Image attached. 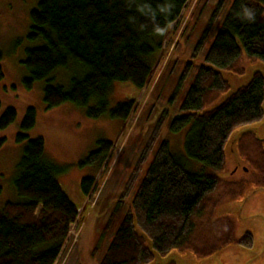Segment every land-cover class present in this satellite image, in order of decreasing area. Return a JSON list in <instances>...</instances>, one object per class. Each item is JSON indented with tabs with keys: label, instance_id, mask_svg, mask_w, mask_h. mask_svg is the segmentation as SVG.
Here are the masks:
<instances>
[{
	"label": "trees",
	"instance_id": "1",
	"mask_svg": "<svg viewBox=\"0 0 264 264\" xmlns=\"http://www.w3.org/2000/svg\"><path fill=\"white\" fill-rule=\"evenodd\" d=\"M189 1L40 0L30 12L29 37L41 40L42 44L27 50L24 65L29 77L24 79L25 86L31 89L34 82H45L43 99L47 109L70 102L84 107L88 117L99 118L109 112L110 118L125 123L136 100L120 102L109 110V96L115 84L128 82L139 91L144 89L152 78L168 28L180 19ZM225 1L221 0L219 6ZM245 8L254 13V20L244 16ZM157 28L164 31L158 33ZM245 58L264 63V0L232 2L204 63L218 70L243 74ZM60 69L74 71L68 87L54 83ZM189 71L187 67L179 88ZM228 90L220 74L203 66L198 69L180 106L181 114L170 125L174 133L189 127L185 154L173 152L167 141L160 143L101 264L153 262L154 257L146 240L136 232L137 227L161 257L173 250L200 253L192 242L194 219L210 205L215 206L210 196L222 182L219 174L225 169V146L237 128L263 117L264 79L260 74L221 105L203 112L211 101ZM177 95L178 92L172 100ZM93 100L97 105L90 107ZM16 116L14 108H7L0 117V129L11 125ZM35 124L36 110L29 108L21 125L22 133L17 135V141L25 145L13 181L22 200L0 206V264H55L68 239L70 226L80 215V208L58 182L62 169L45 155L44 139H28L24 134ZM159 132L160 125L153 131L123 199L151 156ZM112 147L110 141H99L97 148L79 165L100 168ZM194 162L201 165L197 171L190 169L198 168ZM95 179V176L83 178L81 190L86 197ZM121 204L122 200L105 230L119 217ZM238 239L244 247L250 248L253 243L249 233Z\"/></svg>",
	"mask_w": 264,
	"mask_h": 264
},
{
	"label": "rangeland",
	"instance_id": "2",
	"mask_svg": "<svg viewBox=\"0 0 264 264\" xmlns=\"http://www.w3.org/2000/svg\"><path fill=\"white\" fill-rule=\"evenodd\" d=\"M39 1L0 0V67L3 74L0 117L10 107L17 112L15 121L0 129V206L22 200L13 185L25 145L17 141V135L22 133L27 110L34 108L36 124L24 134L28 139H44L46 157L62 169L57 176L61 188L80 208L79 218L70 226L68 239L55 264H101L160 143L167 141L173 152L185 154L189 127L174 133L170 125L180 116L186 93L234 0H226L221 6V0H190L180 19L168 28L152 78L144 89L139 91L128 82L115 84L109 96V110L120 102L136 100L125 123L110 118L109 112L99 118L88 117L84 107L70 102L47 109L43 99L45 82L36 81L31 89L25 86L24 79L29 77L24 65L27 50L42 44L41 40L29 37L30 12L37 8ZM263 64L245 58L243 74L222 72L230 85L229 91L232 93L249 82L253 73L246 71L247 68H259L264 77ZM187 67L190 71L179 88ZM73 72L58 70L54 83L68 87ZM176 92L178 95L172 100ZM223 96H217L206 109L213 108ZM96 105L94 100L89 104L90 107ZM158 125L160 132L151 156L123 199V192ZM249 131L264 139V102L260 121L239 127L232 133L225 146V169L219 174L221 185L210 196L215 206L210 205L194 219L192 242L200 253L173 250L166 256H156L153 264L168 261L175 264H264V218L257 216L264 215L259 213L260 210L264 212V165L259 169L257 164L261 159L256 149H246L250 154L244 155L237 142L238 136ZM246 139V144H250V138ZM99 141L113 143L103 165L98 169L93 165L81 167L79 163L97 148ZM194 163L198 168L190 169L199 170L201 165ZM87 176H95L96 182L86 197L81 182ZM253 191L251 198L246 199ZM121 200L120 215L107 231L106 226ZM247 231L254 235L251 248L236 243Z\"/></svg>",
	"mask_w": 264,
	"mask_h": 264
},
{
	"label": "water",
	"instance_id": "3",
	"mask_svg": "<svg viewBox=\"0 0 264 264\" xmlns=\"http://www.w3.org/2000/svg\"><path fill=\"white\" fill-rule=\"evenodd\" d=\"M264 65V64H263ZM205 67V68H207V69H212L214 72H216V73H218V74H220L221 75V77H222V79L228 84V86H229V88H230V85H229V83H228V81L224 78V76H223V74H222V72H224V71H222V70H218V69H215L214 67H212V66H209V65H207V64H202L201 65V67ZM247 68V67H246ZM246 71H251L253 74H252V77H251V79L249 80V82L247 83V84H245L244 86H241L240 88H238L237 90H235L234 92H232L231 93V91H229L228 90V93L226 92V93H224L223 95H227L226 97L225 96H223L221 99V101L218 103V104H216L215 106H213V108H211V109H205L203 112L205 113V112H210V111H212L214 108H216V107H218L219 105H221L223 102H225L232 94H235L239 89H241V88H244V87H247L248 86V84L252 81V79L254 78V76L256 75V74H260L262 77H263V74L259 71V68H251L250 70H248V68H247V70ZM245 72V71H244ZM152 74H153V72H152ZM152 74H151V76H152ZM235 74V73H234ZM263 79H264V77H263ZM225 97V98H224ZM262 110H263V106H262ZM247 133H253V132H244L242 135H240V136H238V138H237V142H238V140L244 135V134H247ZM231 138V137H230ZM257 138L260 140V141H264V139H262V138H260L259 136H257ZM229 141H230V139H229ZM253 193H254V191L252 192V193H248L246 196V199L248 198H251V196L253 195ZM246 202V201H245ZM231 210H234V209H231ZM259 213H264L262 210H260V212ZM257 216H259V217H262V218H264V215H260V214H257ZM137 227V226H136ZM136 232L140 235V236H142L145 240H146V242H147V248H148V250L150 251V253L152 254V256L154 257V259L156 258V256H158V257H160V255L157 253V252H155L154 250H153V245H152V242L147 238V236L137 227V229H136ZM245 233H249V234H251L252 235V237H254V235H253V233L252 232H249V231H247V232H245ZM250 252H253V251H250ZM171 262H173V261H168V262H165L164 264H170ZM154 262H152L151 264H153ZM158 264V263H157Z\"/></svg>",
	"mask_w": 264,
	"mask_h": 264
},
{
	"label": "flooded vegetation",
	"instance_id": "4",
	"mask_svg": "<svg viewBox=\"0 0 264 264\" xmlns=\"http://www.w3.org/2000/svg\"><path fill=\"white\" fill-rule=\"evenodd\" d=\"M246 138H250L249 139L251 141L250 144H246V142H247V139ZM241 139L239 141V146H241L240 147V151L242 150L241 151L242 154H244V155H248V153L250 154V152H248L246 149H252L253 148V149H256L257 150L258 156L261 159V162H258V164H257L259 166V169H260V167H262L264 165V141H260L257 138V136L255 134H252V133L251 134L244 135L243 136V142H241ZM241 237H242V234H241L240 238ZM253 241H254V237H253ZM236 243L239 244V245H241L240 242H239V239L236 240ZM252 246H253V243H252L251 247Z\"/></svg>",
	"mask_w": 264,
	"mask_h": 264
},
{
	"label": "clouds",
	"instance_id": "5",
	"mask_svg": "<svg viewBox=\"0 0 264 264\" xmlns=\"http://www.w3.org/2000/svg\"><path fill=\"white\" fill-rule=\"evenodd\" d=\"M244 16H245L249 21H252V20H254V18H255L254 13H253L251 10L247 9V8H245V10H244ZM156 31H157L158 33H162V32L164 31V29L157 28Z\"/></svg>",
	"mask_w": 264,
	"mask_h": 264
}]
</instances>
